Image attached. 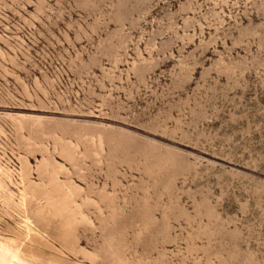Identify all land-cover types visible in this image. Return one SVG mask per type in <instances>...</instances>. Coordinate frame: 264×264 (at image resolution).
<instances>
[{"label": "rangeland", "instance_id": "1", "mask_svg": "<svg viewBox=\"0 0 264 264\" xmlns=\"http://www.w3.org/2000/svg\"><path fill=\"white\" fill-rule=\"evenodd\" d=\"M0 240L264 264V0H0Z\"/></svg>", "mask_w": 264, "mask_h": 264}, {"label": "bare ground", "instance_id": "2", "mask_svg": "<svg viewBox=\"0 0 264 264\" xmlns=\"http://www.w3.org/2000/svg\"><path fill=\"white\" fill-rule=\"evenodd\" d=\"M8 245L0 240V264H47V261L33 254H26L21 246Z\"/></svg>", "mask_w": 264, "mask_h": 264}]
</instances>
